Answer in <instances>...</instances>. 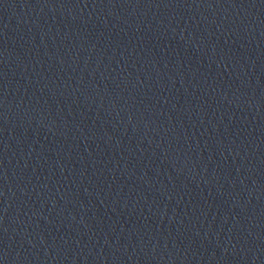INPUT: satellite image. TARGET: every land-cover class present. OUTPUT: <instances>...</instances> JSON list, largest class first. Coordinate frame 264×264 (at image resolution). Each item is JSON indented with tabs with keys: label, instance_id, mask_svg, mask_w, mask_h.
I'll return each instance as SVG.
<instances>
[{
	"label": "water",
	"instance_id": "95a60500",
	"mask_svg": "<svg viewBox=\"0 0 264 264\" xmlns=\"http://www.w3.org/2000/svg\"><path fill=\"white\" fill-rule=\"evenodd\" d=\"M0 264H264V0H0Z\"/></svg>",
	"mask_w": 264,
	"mask_h": 264
}]
</instances>
